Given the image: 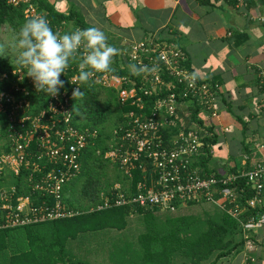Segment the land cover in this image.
Instances as JSON below:
<instances>
[{
  "label": "built area",
  "instance_id": "1",
  "mask_svg": "<svg viewBox=\"0 0 264 264\" xmlns=\"http://www.w3.org/2000/svg\"><path fill=\"white\" fill-rule=\"evenodd\" d=\"M24 4L26 18L44 15L30 0H7ZM242 4L244 0H227ZM46 17V16H45ZM54 32L63 34L79 28L54 24ZM80 49L60 79L69 85L54 96L37 92L26 69L14 67L10 74L0 72V82H9L0 91V112L5 130L0 142V229L26 226L72 216L76 213L64 203L66 190L80 174L83 152L98 137L96 130L82 127L78 102L82 87L97 86L114 93L122 112L112 129V140L103 157L126 179L127 185L114 186L110 196L100 197L92 209L129 205L144 209L174 212L203 202L212 203L241 226L245 247L251 249L247 231L264 224V211L256 218L242 220L247 207H255L264 183V159L246 172L218 176L205 174L199 157L205 154L204 138L209 119L217 112L213 103L218 84L199 78L187 66V55L175 43L154 35L130 44L125 64L115 69L125 73H95L87 82L78 80ZM133 65L139 74H133ZM75 82V84L73 83ZM259 88L264 103V74ZM79 92H74V89ZM147 99H151L150 103ZM77 109V110H76ZM197 115L191 118L192 110ZM183 118L189 121L185 125ZM141 174L134 190L130 183L133 170ZM245 178L254 195L238 201L229 184ZM17 183V184H15ZM91 209V210H92Z\"/></svg>",
  "mask_w": 264,
  "mask_h": 264
},
{
  "label": "crops",
  "instance_id": "2",
  "mask_svg": "<svg viewBox=\"0 0 264 264\" xmlns=\"http://www.w3.org/2000/svg\"><path fill=\"white\" fill-rule=\"evenodd\" d=\"M46 1L55 12L73 11L103 31L107 42L119 50L111 65H124L130 44L154 35L184 50L187 66L199 78L218 84L213 103L217 115L208 122L213 141H207L203 154L210 173L246 172L264 159V103L258 86L264 74V0L242 4L227 0ZM66 26L71 28L72 23ZM255 206L264 208V183ZM247 234L251 249L245 247L243 237L236 249L215 264H264V224Z\"/></svg>",
  "mask_w": 264,
  "mask_h": 264
},
{
  "label": "trees",
  "instance_id": "3",
  "mask_svg": "<svg viewBox=\"0 0 264 264\" xmlns=\"http://www.w3.org/2000/svg\"><path fill=\"white\" fill-rule=\"evenodd\" d=\"M30 2L37 10L43 11L45 16L54 24L66 26V23L71 22L72 27L75 28L87 29L91 27L84 22L79 14L73 11L66 15L59 14L46 0H30ZM23 8V3L13 5L7 0H0V26H7L11 30L18 28L28 19L24 16ZM16 66L0 56V72L10 74ZM108 72L117 75L125 73L124 70L115 69L112 65ZM8 85L9 82L7 81L0 82V91L7 89ZM64 86L69 87L65 80ZM100 93L94 87H82L77 104L82 116L80 125L88 127L90 130H96L98 133L93 145L89 146L82 154L80 174L77 176L79 178L82 173L86 174L80 195L91 202L92 207L100 200L99 191L96 189L92 170L89 166L96 163L99 165V162H102L99 159H106L103 155L109 149V145H102L104 135L101 126L106 123L115 103L117 104L115 97H113L115 100L113 101L110 97H101ZM147 100L150 103L151 99ZM118 107L120 116L122 112L130 108L119 105ZM196 111V109L192 110L191 118L193 120L197 115ZM5 126L4 116L0 112L1 133L4 132ZM208 130V134L204 138L205 144L209 140L210 142L213 141L209 137L210 130ZM111 140L112 136L109 135V141L111 142ZM206 160L207 156L201 155L198 164L203 168L205 174H209L210 171L206 169ZM106 161L109 162L107 159ZM140 174L138 169L133 170V180L130 183L132 191ZM229 186L234 187L238 201L244 205L245 199L254 195V190L251 189L250 185L245 184L244 177H238ZM66 190L70 191L64 199V203L76 211L74 215L21 227L0 229V264H56L58 261L68 264H89L86 261H74L65 256L68 253V243L84 233L108 228L122 230L132 214L141 216L145 230L138 235L137 239V246L141 251L142 259L140 264H215L219 258L232 252L243 241L240 223L212 203L192 204L174 212L148 210L129 205L82 211L78 206L72 204L74 196L71 193V184L66 186ZM110 195V193H106V196ZM263 211L264 208L262 207H247L241 219L245 221L250 217L256 218ZM237 234L241 236V239L235 241L234 238ZM13 238L20 239L22 246L1 259L5 248L8 246V241ZM174 255H179L181 260L174 262ZM211 258L212 260L209 261Z\"/></svg>",
  "mask_w": 264,
  "mask_h": 264
},
{
  "label": "clouds",
  "instance_id": "4",
  "mask_svg": "<svg viewBox=\"0 0 264 264\" xmlns=\"http://www.w3.org/2000/svg\"><path fill=\"white\" fill-rule=\"evenodd\" d=\"M7 46L16 52L17 66L26 69L36 91L47 96L56 95L63 87L61 74L81 48L84 53L79 62L80 83L87 82L95 73L110 71L113 57L119 52L107 42L105 33L95 27L60 34L53 31L44 15L28 18L13 29ZM132 67L133 74L138 75L139 69Z\"/></svg>",
  "mask_w": 264,
  "mask_h": 264
},
{
  "label": "rangeland",
  "instance_id": "5",
  "mask_svg": "<svg viewBox=\"0 0 264 264\" xmlns=\"http://www.w3.org/2000/svg\"><path fill=\"white\" fill-rule=\"evenodd\" d=\"M12 31L13 30L7 26H0V50L3 52L0 56L12 64L17 65L15 61L16 52L7 46ZM94 89L101 92V97H110L115 101L113 98L115 97L114 93L107 90L101 91L97 86H95ZM119 118L120 110L115 103L110 117L106 123L101 126V131L104 135L102 145H109V135L112 133L114 126L120 121ZM1 138L0 127V142ZM99 160L102 161H98L100 163L99 165L96 163L91 164L89 167L92 170L95 186L99 191L100 199L103 195L106 196V193H110L114 186L118 185L120 188H124L127 185V181L115 165L103 158ZM85 177L86 174L82 173L81 176L71 184V193H73L72 195L74 196V199L72 198V204L78 206L82 211L92 209L90 205L91 202L80 195ZM144 231L141 216L139 214H132L128 219L127 225L122 230L108 228L80 234L76 239L68 243V253L65 254V256H68L71 260H82L89 264H140L142 259L141 251L137 246V239L138 235ZM21 246L20 239H11L8 241V246L5 248L4 255L2 254L1 259H4ZM174 256V262H179L181 260L179 255ZM56 264L68 263L58 261Z\"/></svg>",
  "mask_w": 264,
  "mask_h": 264
}]
</instances>
